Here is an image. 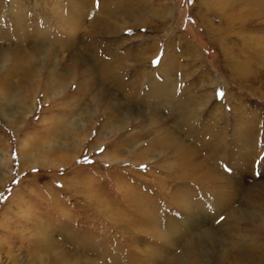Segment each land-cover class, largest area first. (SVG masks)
<instances>
[{
  "label": "rangeland",
  "instance_id": "obj_1",
  "mask_svg": "<svg viewBox=\"0 0 264 264\" xmlns=\"http://www.w3.org/2000/svg\"><path fill=\"white\" fill-rule=\"evenodd\" d=\"M249 1L117 0L121 14L140 6L157 13L142 24L116 14L122 20L111 19L108 29L91 20L100 7L81 13L75 0H0V53L8 60L0 81L9 95L24 86L29 109L11 100L10 122L0 113V156L9 158L0 176V264H164L148 251L173 257L172 264H264V57L247 46L264 33V19ZM16 11L25 13L29 39L16 27ZM70 13L75 31L66 34ZM43 30L49 39L39 36ZM40 41L49 51L34 46ZM96 61L112 74L104 76ZM67 70V85L53 92L51 79ZM157 84L161 95L152 90ZM181 112L194 133L180 125ZM78 118L87 124L85 142L76 151L58 148L63 127ZM173 138L215 169L228 202L181 174ZM145 206L152 223L142 216ZM200 206L204 229L227 241L197 262L183 257L192 236L186 224L195 219L189 210ZM240 243L261 257L233 248Z\"/></svg>",
  "mask_w": 264,
  "mask_h": 264
},
{
  "label": "bare ground",
  "instance_id": "obj_2",
  "mask_svg": "<svg viewBox=\"0 0 264 264\" xmlns=\"http://www.w3.org/2000/svg\"><path fill=\"white\" fill-rule=\"evenodd\" d=\"M22 1V0H21ZM76 1V5H78V6H80V7H78L79 8V10H78V12H81V13H83L84 12V10H86L87 12L89 11V10H91V11H93V12H96L97 11V9H98V7H100V11H102L101 12V15L99 16V15H96V16H94L91 20H92V22H93V24H95V26H96V24L98 25L99 24V26H101V27H107L108 29L109 28H111L112 27V25L111 26H109L108 25V23L109 22H111L110 20L111 19H117V17H119V19H121L122 20V17L121 16H123V18H124V20H127V19H129V20H132V22L133 21H135L137 24L139 23V24H142V23H145L146 22V20H148V19H150V18H152V20H153V17H151L152 15H154L155 13H157L156 12V9L155 8H150V6L147 8V9H145V10H143L142 8H141V6L140 7H138L137 9H126L125 10V8H124V11H121L122 12V14L119 12L120 11V9L122 8V6L120 7V5L118 4V2H117V0H114V1H107V0H75ZM119 1V0H118ZM231 1V0H230ZM244 1H246V0H232V2H233V4H232V7H235V6H237V5H240L241 6V2H244ZM17 2H19V1H17ZM97 3V4H99V6L97 5V7H95L96 9H93L92 8V5L94 4V3ZM147 2V1H146ZM135 3V2H134ZM140 3V2H139ZM168 3V2H167ZM141 4V3H140ZM166 4V3H165ZM207 4H209V3H207ZM249 4L250 5H252L253 7H255V8H257L258 10H259V13H256L255 14V17L258 19V18H263L264 19V0H250L249 1ZM22 5V4H21ZM25 5V4H24ZM161 5V4H160ZM163 5V4H162ZM168 5H170V4H168ZM243 5V4H242ZM71 5H69V7H70ZM136 6V5H135ZM134 6V7H135ZM142 6H145V4L144 5H142ZM137 7V6H136ZM162 7V6H161ZM239 7V6H238ZM22 8L24 9V7L22 6ZM133 8V7H132ZM146 8V7H145ZM208 9H210V7L208 8ZM231 9V12H230V14H232V15H234L232 12H233V10L235 9V8H230ZM20 10H21V8H20ZM74 10V9H73ZM115 10V11H114ZM172 7H168L167 9H166V11H165V7H164V11H165V16H167V17H172L173 15H172ZM24 11V10H23ZM75 11V10H74ZM90 11V12H91ZM87 12H85V13H87ZM89 12V13H90ZM20 13L21 12H19V11H16V14L14 15L15 16V23H16V27H17V29H18V31H22L20 34L23 36V37H27V39H29V37H30V31L28 32L24 27H22L23 25H21V23L23 24L25 21H24V15L23 14H25V13H23L22 15H20ZM88 13V14H89ZM103 13V14H102ZM70 14H72V16H70L69 18H67V26H68V28H67V26H66V28H64V30H65V33L66 34H68V33H70V32H73V31H75V28H74V21L72 22V19H73V17L75 16V18H77V16L74 14V13H70ZM80 14V13H79ZM94 13H92V15H93ZM116 14H118V15H120L121 14V16H118V15H116ZM74 15V16H73ZM82 16H83V14H82ZM85 16H86V14H85ZM106 16H108V17H106ZM228 19H229V21L233 24L235 21H242L244 24H246L247 22L249 23V21H247V19L246 18H240V19H236V20H234V19H232V17H227ZM70 19H71V21H70ZM162 19V18H161ZM64 20V19H63ZM166 20V19H165ZM113 21V20H112ZM119 21V20H118ZM228 21V20H227ZM119 22H122V21H119ZM124 23V22H123ZM122 23V24H123ZM61 24V23H60ZM112 24V23H111ZM121 24V23H120ZM133 24V23H132ZM136 24V25H137ZM152 24V23H151ZM123 25H125V24H123ZM127 25V24H126ZM46 26V25H45ZM44 26V27H45ZM115 26H117V25H115ZM63 28V27H62ZM77 28V27H76ZM126 28V27H125ZM38 29V28H37ZM36 29V30H37ZM40 29V28H39ZM45 29V28H44ZM71 29V30H70ZM114 30V29H113ZM34 31H35V29H34ZM106 31V30H105ZM110 32V31H109ZM262 32V31H261ZM32 33V32H31ZM36 35H38V33H35ZM39 36H43V38L45 37V38H48V33L46 32V31H42V32H39ZM9 36V35H8ZM1 37V36H0ZM40 38V37H39ZM42 38V39H43ZM49 39V38H48ZM62 39V38H61ZM44 41V40H43ZM38 43V42H37ZM61 43H63L66 47H70V48H73V46H74V43H73V41L72 40H70V39H62L61 40ZM39 44V43H38ZM38 44H36V45H34V46H40L41 48H43V43L40 41V45H38ZM45 46H47L48 47V49H47V47H44L43 49H42V53H43V51H49V46L48 45H45ZM190 46V45H189ZM192 46H194V45H192ZM247 46H248V48H249V50H250V53H251V56L252 57H264V33L263 34H259V35H257L256 36V39L254 40V41H251L250 40V42L249 43H247ZM145 47H148V46H145ZM194 48V47H193ZM188 49V48H187ZM194 50V49H193ZM196 51V50H195ZM49 53V52H48ZM83 54V53H82ZM198 54V53H197ZM87 56V55H86ZM167 57L166 56H164V59H162V61L160 62V65H159V67L160 66H162L163 65V62L165 61V59H166ZM197 58H200V55L198 54V57ZM260 60V59H259ZM262 60V59H261ZM77 61H74L73 63H76ZM96 62H98V61H96ZM8 63V60H7V57L5 56V54L4 53H0V70H2L3 68H4V66L6 65ZM77 65H75V64H73L75 67H77V66H81L80 65V62L79 63H76ZM82 64V63H81ZM91 64V63H90ZM97 64H99L98 66H104L105 64H102L101 65V62L99 63H97ZM111 65V64H110ZM171 66H173V67H170V71H171V73H172V71H174L175 70V65H171ZM90 67V66H89ZM7 68V67H6ZM92 68V67H91ZM94 68V67H93ZM98 68V67H97ZM112 68V67H111ZM100 69H101V73L104 75V76H108V75H111L112 74V69H110L108 66H104V67H100ZM14 70V69H13ZM19 70V69H18ZM88 70V69H87ZM8 71V70H7ZM23 71V70H22ZM33 71H35V70H33ZM37 71L38 70H36V73H37ZM238 71V70H237ZM240 71V70H239ZM9 74V72L7 73V75ZM6 75V76H7ZM11 74H9V76H10ZM70 74H68V70H67V72H65V73H63V74H60V76L58 77V78H56V79H51L52 81H51V84H49V86L48 87H50V89L51 90H53V92H56V93H58V92H61L62 91V89H64L65 88V86L67 85V83H68V81H69V79H68V76H69ZM3 77H5V76H3ZM111 77V76H110ZM109 77V78H110ZM7 78H8V76H7ZM112 79V78H111ZM114 80L113 81H115L119 86L120 85H124V82L120 79V78H118V77H116V78H113ZM1 80V79H0ZM170 80V82H171V79H169ZM21 81H23V80H21ZM5 82V81H4ZM3 81H0V113H1V116L3 117V120H6L7 122L10 120L9 118H7L8 117V112H7V109H10V108H8L7 106H6V104H5V101H7V102H11V100H13V101H15V103H17L18 104V106H20V109H23V112L24 111H28L29 109H25L26 107V105H25V101H26V89L24 88V86H22L21 88H23L22 89V92L24 93V94H22V92L21 93H19L18 95H9V93L8 92H5V90H7V91H10L11 89H10V87H8L9 86V84H6V83H4ZM29 82V81H28ZM27 82V83H28ZM90 82V81H89ZM98 82V81H97ZM123 82V83H122ZM24 83H25V81H24ZM33 83H35V82H33ZM91 84V83H90ZM96 84H98V83H94L93 82V84L92 85H88L87 86V89H89V90H91L94 86H96ZM126 84V83H125ZM165 84H167V79L165 80ZM118 86V87H119ZM125 86V85H124ZM7 87V88H6ZM158 87L160 88V86L157 84L156 86H154V88H152V90L154 91L155 89V92L157 93L158 91H160L159 92V95H161L162 93H161V88H160V90L158 89ZM17 89V88H16ZM2 90V91H1ZM18 90V89H17ZM16 90V91H17ZM158 90V91H157ZM4 91V92H3ZM19 91V90H18ZM92 93H93V91H92ZM169 94H170V92H168ZM166 94H167V92H166ZM101 94L100 93H94V95H93V97H94V102L96 103V104H98L99 103V101H100V99H99V96H100ZM159 95H157V96H159ZM170 95H172V93L170 94ZM204 95V94H203ZM206 95V94H205ZM134 96V98H135V95H133ZM154 96V95H153ZM157 96H155L156 98H157ZM161 97V96H160ZM163 97V96H162ZM161 97V98H162ZM180 98V97H179ZM203 98V97H202ZM209 98H211V94H210V97ZM208 98V99H209ZM201 99V98H200ZM204 99V98H203ZM208 99H207V101H208ZM159 100V99H158ZM165 101V100H164ZM179 101H181L180 99H179ZM27 102V101H26ZM166 104V103H165ZM14 105V104H13ZM16 105V104H15ZM178 107V110H183L184 109V104H182V103H179V105L177 106ZM15 111V110H14ZM19 112V111H18ZM30 112V111H29ZM187 112V111H186ZM6 116V117H5ZM178 119L177 120H179V122H180V125L181 126H183V128H185L186 129V131H190V132H195V129H193L191 126H188L187 124H189L187 121H188V117L187 116H185V114L183 113V112H181V113H179V115H178V117H177ZM83 119V118H82ZM82 119H76V121H74V122H69V124H67L66 126H64L63 127V129H62V131H61V133H60V135H61V138H63L64 140H65V142L63 141V143L61 142L57 147L58 148H61V149H67L68 148V150H72V151H76L77 149H80L81 148V146H82V144H83V142H85V138H82L81 136H83L82 135V133H84L85 132V127L87 126V124L86 123H84L83 121H82ZM10 122V121H9ZM11 123H12V120H11ZM121 123V122H120ZM118 124V126H116L115 127V129H120L121 128V126H122V124ZM253 123V122H252ZM124 125V124H123ZM253 125V124H252ZM252 127V126H251ZM250 126H249V128L245 131V136H249L250 138L252 137L251 135H253L252 134V132L250 131V128H251ZM87 128V127H86ZM193 130V131H192ZM59 134V133H58ZM170 135V137H172V135H171V132H169V134L167 135V137ZM161 136V135H160ZM173 140H174V142H173V144H174V149H177V154H179V156H178V160H179V162H180V164H178V168L182 171L181 172V174L183 175V176H187V177H191V179L193 178V179H197V184H201V189H203V191H209L210 190V192H211V195H213L215 198H217V199H221V200H223V202H225V200H226V202H228L231 198H232V195H230V194H227L226 192L227 191H223L222 189V191H220V186L221 185H217L216 186V180H217V176H216V174H218V173H215V169H214V171L212 170V169H210L206 164H204L202 161V163L200 162V163H198L197 162V160H198V156L195 154V153H193L192 151H189L188 150V146H186L187 148H185V146H184V143H182L181 142V140H177L176 141V138H173ZM248 140V139H247ZM252 140V139H251ZM253 143H254V140H253ZM172 145V144H171ZM252 144H250V146H251ZM54 148H56V145H55V147ZM195 151V150H194ZM198 154V153H197ZM9 160V158H7L6 156H0V176H2V177H6V172H8V171H6V169H5V166H7V164H8V161ZM41 163V162H40ZM39 164V162L38 161H36V162H33L32 163V166H37ZM181 165V166H180ZM176 166V165H175ZM190 169L191 168V170H192V173L193 174H190L189 172L188 173H186L187 171H185V169ZM219 171H220V174H222V171L219 169ZM4 182V181H3ZM226 185V184H225ZM213 191V192H212ZM184 198V197H183ZM186 199L188 200V197H186ZM182 200V199H181ZM187 200H184V203H187ZM193 202V201H192ZM206 203V202H205ZM138 207H139V209L141 210V205H137ZM188 206V205H187ZM147 207L145 206L144 207V211H145V214L143 213V215L142 216H144V220H145V222L147 221V222H150V223H152V220H151V218H148V210L146 209ZM218 208H219V206H218ZM222 207H220V209H221ZM187 209V208H186ZM205 210H206V207L205 206H200V207H195V208H193V209H191V210H189V214H193L194 215V221H193V223L189 226V225H187L186 224V227H190V236L191 237H189V240L187 241V243H186V248L184 249V257H183V259H186V260H188V259H192L193 261H197V262H199V260L203 257L204 258V256L206 255V252H207V250H211L213 247H215V245H216V243H221L222 244V246H224L223 245V243H224V239L227 241V237L225 238V236H223V235H220L218 232H212V231H207L206 229H204V227H203V222H202V224H201V220L200 219H205V217H204V215H205ZM151 211V210H150ZM142 220V219H141ZM197 220V221H196ZM204 221H206V220H204ZM141 222V221H140ZM146 222V223H147ZM145 224V223H144ZM148 225V224H147ZM153 225V224H152ZM185 228V227H184ZM149 229V228H148ZM151 229H153L152 228V226H151ZM151 229H149V230H151ZM198 229L199 230H201V231H198ZM204 229V230H203ZM148 230V231H149ZM153 231H154V229H153ZM196 231H198V232H196ZM151 232V231H150ZM213 236V237H212ZM167 241V240H166ZM223 241V242H222ZM49 243V242H48ZM53 243V242H52ZM87 243V242H86ZM90 244V243H89ZM227 244V243H226ZM230 244V243H229ZM234 244V243H233ZM87 245V244H86ZM85 246V245H84ZM96 246V245H95ZM203 246H207V248L204 250V251H202V249H201V247H203ZM230 246V245H229ZM225 247V246H224ZM224 247H223V249H224ZM227 247V246H226ZM231 247V246H230ZM90 248V247H89ZM95 248V247H94ZM233 248H237V249H239L241 252H243V253H251L254 257H261V254H259V252H258V249L256 248V249H254V248H251V247H249V246H246V245H244V244H242V243H240V244H235L234 246H233ZM227 249V248H226ZM169 250V249H168ZM228 251V250H227ZM148 252H150L151 254L150 255H154V256H160V258L162 257V259L164 260V264H172V261H173V257H169V256H166V255H164L163 253L162 254H160V251H159V253H155V252H152V251H148ZM226 253V252H225ZM149 255V256H150ZM58 257V256H57ZM56 257H54V259H53V262H55V261H57V259H55ZM149 258H152V257H149ZM179 258V257H178ZM218 258V257H217ZM180 259V258H179ZM179 259H176V260H179ZM158 260V259H157ZM38 261V260H37ZM118 261H120V260H118ZM117 261V262H118ZM154 261V260H153ZM155 262H156V260H155ZM120 263V262H119ZM136 263V262H135ZM117 264V263H116Z\"/></svg>",
  "mask_w": 264,
  "mask_h": 264
},
{
  "label": "snow or ice",
  "instance_id": "obj_3",
  "mask_svg": "<svg viewBox=\"0 0 264 264\" xmlns=\"http://www.w3.org/2000/svg\"><path fill=\"white\" fill-rule=\"evenodd\" d=\"M222 94V93H221Z\"/></svg>",
  "mask_w": 264,
  "mask_h": 264
}]
</instances>
